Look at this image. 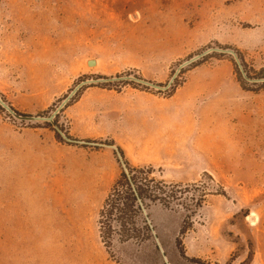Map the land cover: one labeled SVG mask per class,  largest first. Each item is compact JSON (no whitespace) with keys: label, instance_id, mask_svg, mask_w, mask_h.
I'll use <instances>...</instances> for the list:
<instances>
[{"label":"rangeland","instance_id":"1","mask_svg":"<svg viewBox=\"0 0 264 264\" xmlns=\"http://www.w3.org/2000/svg\"><path fill=\"white\" fill-rule=\"evenodd\" d=\"M0 98V264H264V0H0ZM124 165L188 190L142 242Z\"/></svg>","mask_w":264,"mask_h":264},{"label":"trees","instance_id":"2","mask_svg":"<svg viewBox=\"0 0 264 264\" xmlns=\"http://www.w3.org/2000/svg\"><path fill=\"white\" fill-rule=\"evenodd\" d=\"M133 77L138 79L134 75ZM96 79L102 80L98 85L108 89L117 84L105 81L108 79L100 76L96 77ZM85 80H87V77L82 76L78 79V83H83ZM9 108L18 116L22 115L13 110L11 106ZM55 123V118H52V121L48 122L47 125L53 126ZM54 132L56 137L61 139L62 136L58 130ZM118 152L122 156L121 151L118 150ZM124 169L126 171L123 170L122 172L123 184L120 188H113L111 195L107 198L100 211L101 222L99 224L101 229L106 231L101 233L109 235L108 232L112 233V231L119 229V233L124 234L123 237L120 235L121 242L135 240L142 242L144 234L149 237L152 231L150 225L145 221L146 218H143V209L150 204H158L169 208L173 205L178 207L183 203L186 196L184 193H187L188 190L181 192L180 190H174L170 186L155 185L152 181H148L146 176L145 178L141 177L142 171L130 168L127 165H124ZM102 239L103 244L109 247L111 244L110 240H107L109 238L104 239L103 237ZM249 259L250 254L247 260Z\"/></svg>","mask_w":264,"mask_h":264},{"label":"water","instance_id":"3","mask_svg":"<svg viewBox=\"0 0 264 264\" xmlns=\"http://www.w3.org/2000/svg\"><path fill=\"white\" fill-rule=\"evenodd\" d=\"M87 65L88 66H94L95 65V61L94 60H89L88 62H87ZM86 83V82H85ZM154 87V86H153ZM72 95V94H71ZM0 106L2 107V108H4L5 110H7L10 114H12L15 118H18V119H21V120H29V121H48V122H50V121H52V118H53V116L54 115H52V116H50L49 118H39V117H28V116H18L16 113H14L8 106H7V104L5 103V102H3L2 100H1V98H0ZM59 132V131H58ZM60 133V132H59ZM61 134V133H60ZM62 136V135H61ZM113 149L116 151V153L118 154V158H119V160H120V162L123 164V162H122V159H121V157H120V155H119V153H118V151H117V149L116 148H114L113 147Z\"/></svg>","mask_w":264,"mask_h":264}]
</instances>
